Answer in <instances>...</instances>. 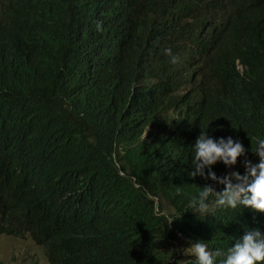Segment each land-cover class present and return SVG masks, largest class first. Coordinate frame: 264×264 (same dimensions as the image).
Masks as SVG:
<instances>
[{"label":"trees","instance_id":"trees-1","mask_svg":"<svg viewBox=\"0 0 264 264\" xmlns=\"http://www.w3.org/2000/svg\"><path fill=\"white\" fill-rule=\"evenodd\" d=\"M202 132L246 149L218 177L259 163L264 0H0V235L50 264H194L192 243L264 233L243 206L188 208L225 188L189 175Z\"/></svg>","mask_w":264,"mask_h":264},{"label":"clouds","instance_id":"clouds-1","mask_svg":"<svg viewBox=\"0 0 264 264\" xmlns=\"http://www.w3.org/2000/svg\"><path fill=\"white\" fill-rule=\"evenodd\" d=\"M97 30H102V23H97ZM165 52L172 64L180 63V57L173 55L171 49H165ZM252 151L259 156V163L253 164L245 160L244 175L231 172L218 177L211 171L212 166L220 161L229 167L236 165L238 158L246 155V149L232 137L217 141L210 138L207 132H202L193 146L194 171L189 172V175L192 178L200 176L205 180L211 179L225 188L217 192L211 185L200 187L198 195L191 197L188 208L205 217L217 208L236 209L238 206L264 213V138L256 139ZM205 169H208L207 173ZM210 197H214L211 202ZM172 222L173 220L170 221ZM184 254L194 256V264H264V233L258 229L249 230L226 252L221 249L210 251L201 241L184 249ZM178 264H192V260H182Z\"/></svg>","mask_w":264,"mask_h":264},{"label":"rangeland","instance_id":"rangeland-1","mask_svg":"<svg viewBox=\"0 0 264 264\" xmlns=\"http://www.w3.org/2000/svg\"><path fill=\"white\" fill-rule=\"evenodd\" d=\"M245 167V163L240 161ZM210 202L214 198L209 199ZM158 203V199H156ZM184 247L183 242L179 243ZM0 264H50L47 251L37 244L32 237H18L8 234L0 235Z\"/></svg>","mask_w":264,"mask_h":264}]
</instances>
